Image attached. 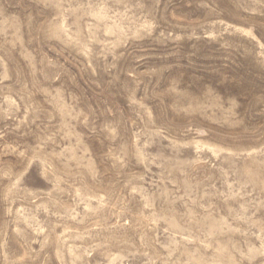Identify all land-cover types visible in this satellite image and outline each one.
<instances>
[{
    "label": "rangeland",
    "instance_id": "374dc122",
    "mask_svg": "<svg viewBox=\"0 0 264 264\" xmlns=\"http://www.w3.org/2000/svg\"><path fill=\"white\" fill-rule=\"evenodd\" d=\"M0 264H264V0H0Z\"/></svg>",
    "mask_w": 264,
    "mask_h": 264
}]
</instances>
